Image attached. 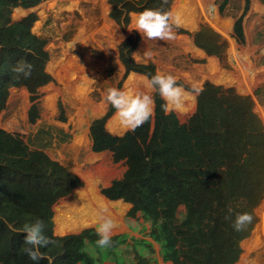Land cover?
I'll list each match as a JSON object with an SVG mask.
<instances>
[{
	"label": "trees",
	"instance_id": "obj_1",
	"mask_svg": "<svg viewBox=\"0 0 264 264\" xmlns=\"http://www.w3.org/2000/svg\"><path fill=\"white\" fill-rule=\"evenodd\" d=\"M42 1L0 0V112L10 89L24 88L31 103L27 111L30 123L38 118V89L51 81L45 71L49 57L46 41L32 32L36 14L30 12L13 21L11 12L14 8L31 9ZM172 1L108 0L109 18L125 29L131 13L170 11ZM227 1L219 5L220 13ZM244 2L245 11L248 0ZM232 36L243 42L242 16L233 23ZM192 40L208 56L220 57L226 49L220 36L208 27L196 31ZM138 41L137 36L127 37L118 46L124 77L130 72L149 77L156 74L152 63L139 64L132 58ZM21 59L34 66L29 79L17 80L11 71ZM152 97V118L134 132L113 135L105 129L114 110L110 105L102 117L91 121V151L109 152L112 162L125 166L122 176L100 188V194L107 200L130 204L128 217L140 213L146 218L149 237L158 245L162 262L236 264L240 242L254 228V210L264 195V127L253 111L251 97L206 81L184 123L173 112L162 111L164 101L157 93ZM80 186V179L59 162L40 149L31 150L18 135L0 129V264H37L24 252L26 234L10 231L4 219L17 228L41 220L44 235L55 241L41 251L54 257L53 264H102L105 260L112 264H157L150 257L152 245L145 240L132 242L134 258L125 263L117 252L125 243L119 236L111 237V247L100 248L93 229L54 234V204ZM180 207L183 212L178 217ZM245 212L252 215V223L235 231L232 224L236 215ZM38 264L48 262L42 259Z\"/></svg>",
	"mask_w": 264,
	"mask_h": 264
},
{
	"label": "rangeland",
	"instance_id": "obj_2",
	"mask_svg": "<svg viewBox=\"0 0 264 264\" xmlns=\"http://www.w3.org/2000/svg\"><path fill=\"white\" fill-rule=\"evenodd\" d=\"M222 1L187 0L188 8L192 9L193 28L174 27L175 39L171 41L142 38L133 30V13L130 14L129 25L125 29L120 28L109 18L111 7L108 0H44L31 9L12 10L13 21L30 12L36 14L32 32L46 41L45 50L49 59L45 71L51 81L38 89V118L33 123L28 121L27 116L31 104L28 92L24 88L10 89L5 108L0 112V129L18 135L31 150H42L80 179V187L54 204L53 218L55 208L76 190L91 183L96 193L102 196L100 188L120 178L125 170L123 163L112 162L109 152L91 151L88 127L92 120L108 111L109 104L105 101L108 89L123 90L133 73L124 77V67L118 56V46L127 37L139 38L132 52L136 63H152L156 74H170L188 88L185 89L190 93L185 101L187 110L183 114L173 111L181 123L193 113L196 96L204 82L208 81L251 97L253 111L264 127V0H248L245 11L244 0H228L220 13L218 7ZM176 4H180V0L172 1L170 12ZM212 15L216 22L210 18ZM241 16L244 39L238 43L232 36V27ZM201 27L210 28L225 43L226 49L220 57L208 56L194 45L192 35ZM77 36L81 38L76 42ZM73 43L76 44L71 49ZM141 46L150 57L147 63L137 62L133 55ZM211 63L214 65L212 69ZM137 84L130 90L148 92L140 79ZM150 94L153 96V93ZM114 111L106 119L105 129L113 135H121L124 130L114 131L107 124ZM129 209L124 207L111 236H119V240L125 241L117 249L125 263L133 261L132 242L145 240L151 243L153 253L150 257L157 264H170L159 258L158 245L149 237V223L143 230L140 213L128 217ZM182 212L180 207L177 216L180 217ZM254 213L256 224L250 235L240 242L241 253L236 264H251L253 261L264 264V195ZM85 229L96 231V227L90 226L74 233L57 234L53 221L56 236L78 234ZM258 240L261 244L255 245ZM102 264L112 262L105 260Z\"/></svg>",
	"mask_w": 264,
	"mask_h": 264
},
{
	"label": "clouds",
	"instance_id": "obj_3",
	"mask_svg": "<svg viewBox=\"0 0 264 264\" xmlns=\"http://www.w3.org/2000/svg\"><path fill=\"white\" fill-rule=\"evenodd\" d=\"M167 3V0H162ZM134 29L142 38L150 41H171L175 39L174 27L181 25L179 14L173 15L170 11L162 9H145L139 13H133L132 20ZM122 39V38H121ZM73 43L70 48L73 49ZM137 62L147 63L150 58L145 52L143 56L133 54ZM75 57V56H74ZM76 58V57H75ZM77 59V58H76ZM33 64L21 59L11 69L15 78L29 79L32 76ZM137 74L131 73L130 78H135ZM147 93H136L131 90H120L117 88L108 89L105 101L113 108L115 118L125 132H134L144 123L148 122L154 114V100L150 93H157L164 103L161 105L162 111L168 114L173 111L185 112V101L189 98L188 93L182 85H179L176 77L170 74L157 73L149 77L141 75L139 77ZM95 82V81H94ZM231 213V209L228 210ZM229 217H225L228 219ZM253 217L250 213H239L236 215L232 227L235 231H243L251 224ZM6 227L17 234L24 233L25 254L34 262L46 259L48 264H53L54 257L42 252L41 249L55 243L54 239H49L44 235V224L37 219L34 223H25L22 227H14L6 219L3 220ZM116 227L112 218L104 216L97 223L96 232L99 239L96 244L100 248H108L112 245V232Z\"/></svg>",
	"mask_w": 264,
	"mask_h": 264
},
{
	"label": "bare ground",
	"instance_id": "obj_4",
	"mask_svg": "<svg viewBox=\"0 0 264 264\" xmlns=\"http://www.w3.org/2000/svg\"><path fill=\"white\" fill-rule=\"evenodd\" d=\"M186 1L187 0H180V4H176L171 13H173V15L179 14L181 18V27L191 29L193 28L194 20L191 15L192 9L188 8L189 4L186 3ZM211 9L213 8L211 7ZM210 18L213 22H216L214 15ZM80 38L81 37L77 36L76 42L79 41ZM136 54L143 56V46L139 48ZM210 65L211 69L214 68L212 63ZM130 76L131 74L126 81L123 90H130L131 87L138 83L139 76H136L135 78H130ZM224 79L221 78V80ZM180 113L183 114L184 112ZM107 124L114 131L123 130L119 126L114 114L110 116ZM125 206L128 205L120 201L112 202L100 196L94 190L93 185L88 183L85 188L76 190L66 201L55 208V215L53 218L55 231L57 234H65L78 232L85 227H96L97 223L100 222L101 218L104 216L112 218L117 226L119 223V217L123 214ZM139 220L143 224V230H145L146 224L148 223L146 218L140 214ZM254 244L260 245L261 241L258 240ZM251 264L259 263L253 261Z\"/></svg>",
	"mask_w": 264,
	"mask_h": 264
},
{
	"label": "water",
	"instance_id": "obj_5",
	"mask_svg": "<svg viewBox=\"0 0 264 264\" xmlns=\"http://www.w3.org/2000/svg\"><path fill=\"white\" fill-rule=\"evenodd\" d=\"M117 201H120V202H122V203H124V204H126V205H128V207L130 208L131 206H130V204H128V203H126V202H124L123 200H117Z\"/></svg>",
	"mask_w": 264,
	"mask_h": 264
},
{
	"label": "crops",
	"instance_id": "obj_6",
	"mask_svg": "<svg viewBox=\"0 0 264 264\" xmlns=\"http://www.w3.org/2000/svg\"><path fill=\"white\" fill-rule=\"evenodd\" d=\"M19 10H22L21 8ZM19 12V11H18Z\"/></svg>",
	"mask_w": 264,
	"mask_h": 264
}]
</instances>
